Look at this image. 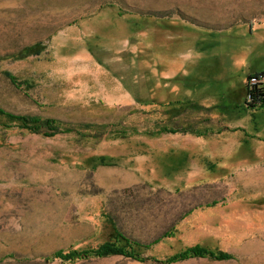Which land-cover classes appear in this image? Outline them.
<instances>
[{"label":"rangeland","instance_id":"rangeland-1","mask_svg":"<svg viewBox=\"0 0 264 264\" xmlns=\"http://www.w3.org/2000/svg\"><path fill=\"white\" fill-rule=\"evenodd\" d=\"M0 108L62 124L0 114V264H264V0H0ZM107 214L173 233L55 256ZM195 245L232 257L171 260Z\"/></svg>","mask_w":264,"mask_h":264},{"label":"trees","instance_id":"trees-1","mask_svg":"<svg viewBox=\"0 0 264 264\" xmlns=\"http://www.w3.org/2000/svg\"><path fill=\"white\" fill-rule=\"evenodd\" d=\"M250 95L252 97L251 100L259 101L261 98V94L257 91L250 92ZM0 114L7 115L22 121L24 127L27 128H32L38 131H41V128L47 129V131L44 133L45 135H52L53 133L60 131V125H62L54 118L42 119L40 117H32L29 115H15L13 113H8L2 108H0ZM215 204L217 203H210L207 204V206H212ZM106 216L108 217L113 229L111 238L108 241H105L99 246L91 248L89 250L73 249L66 252L64 250H60L55 254V256L63 260L73 261L78 258H87L93 255L102 257L111 254H120L143 260L145 259L143 256V250L150 248L154 244L158 243L162 238L170 236L173 233L172 231H166L151 243H141L138 240L132 239L125 232H123L110 215L107 214ZM121 243L123 244L121 245ZM189 257H210L215 259H227L232 256L225 252L211 250L210 248L205 246L195 245L172 256L171 260L185 259Z\"/></svg>","mask_w":264,"mask_h":264},{"label":"built area","instance_id":"built-area-1","mask_svg":"<svg viewBox=\"0 0 264 264\" xmlns=\"http://www.w3.org/2000/svg\"><path fill=\"white\" fill-rule=\"evenodd\" d=\"M262 75H255L252 76L250 81H249V85H250V92L255 91L254 88L257 87V85H259V83L262 81L261 78ZM253 89V90H252ZM251 95H250V99H251Z\"/></svg>","mask_w":264,"mask_h":264},{"label":"crops","instance_id":"crops-1","mask_svg":"<svg viewBox=\"0 0 264 264\" xmlns=\"http://www.w3.org/2000/svg\"><path fill=\"white\" fill-rule=\"evenodd\" d=\"M242 93H243V91H242V92H240V93H238V94H240V96H242Z\"/></svg>","mask_w":264,"mask_h":264}]
</instances>
